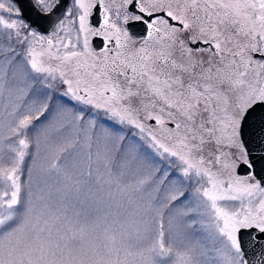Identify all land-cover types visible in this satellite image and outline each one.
I'll return each instance as SVG.
<instances>
[{
    "label": "snow or ice",
    "instance_id": "obj_1",
    "mask_svg": "<svg viewBox=\"0 0 264 264\" xmlns=\"http://www.w3.org/2000/svg\"><path fill=\"white\" fill-rule=\"evenodd\" d=\"M0 264H264V0H0Z\"/></svg>",
    "mask_w": 264,
    "mask_h": 264
},
{
    "label": "water",
    "instance_id": "obj_2",
    "mask_svg": "<svg viewBox=\"0 0 264 264\" xmlns=\"http://www.w3.org/2000/svg\"><path fill=\"white\" fill-rule=\"evenodd\" d=\"M257 251H259V250H257Z\"/></svg>",
    "mask_w": 264,
    "mask_h": 264
}]
</instances>
